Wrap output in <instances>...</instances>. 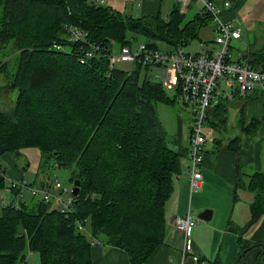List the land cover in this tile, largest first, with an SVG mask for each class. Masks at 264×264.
<instances>
[{
	"label": "trees",
	"instance_id": "1",
	"mask_svg": "<svg viewBox=\"0 0 264 264\" xmlns=\"http://www.w3.org/2000/svg\"><path fill=\"white\" fill-rule=\"evenodd\" d=\"M246 1L236 0L231 10ZM185 17L179 3L167 20L160 12L150 23L94 0H0V74L6 89L17 92L12 110H0V155L38 148L45 162L71 169L72 181L81 183L70 213L42 200L7 204L0 215V264H26L29 253H38L41 264H93L94 239L124 250L131 264H146L163 244L166 205L182 155L170 146L156 112L165 88L149 68L112 69L108 57L132 46L135 35L186 47L210 18L196 14L185 23ZM68 27L84 30L87 41L70 42ZM257 40L238 62L246 56L247 64L264 70V44L254 48ZM90 44L99 48L95 58H85ZM148 45L158 49L155 42ZM93 87L99 92L90 103ZM229 102L212 109L209 128L223 131ZM240 123L245 135L258 127L257 121L244 127L242 116ZM119 126L134 131L129 142L118 137ZM225 148L242 153L237 139ZM5 172L0 166V190H13ZM115 174L120 181L113 182ZM248 177L251 227L264 216V173ZM236 186H242L239 172Z\"/></svg>",
	"mask_w": 264,
	"mask_h": 264
},
{
	"label": "built area",
	"instance_id": "2",
	"mask_svg": "<svg viewBox=\"0 0 264 264\" xmlns=\"http://www.w3.org/2000/svg\"><path fill=\"white\" fill-rule=\"evenodd\" d=\"M179 1L182 3V12L187 11L192 3V0ZM196 1L200 6L199 16L210 18L216 24L212 39L217 47L214 51L187 53L184 50L185 47H177L173 51L166 52L141 43L137 50H134L133 46H127L108 57L112 69L123 63L139 64L149 68L151 76L156 79L154 70H162L160 78L163 86L168 90H173L175 101L190 112L191 135L188 148L190 161L188 174L191 178L192 191L200 190L202 184V164L205 146L208 142L205 129L212 109L221 100L233 101L235 98L247 97L256 89L264 90V70L232 60L231 43L233 40L241 39L244 33L243 28L235 24L237 13L231 10L233 3L226 1L219 6L213 0ZM94 2L104 4L105 0H94ZM68 32L70 42L83 43L87 41L88 34L84 30L68 27ZM90 45L92 51L88 52L85 58H95L99 49ZM8 187L14 191H20V194L26 189L30 190L34 197L43 196L42 201L45 203L61 205L62 213L72 212L73 190L69 202H65L64 195L70 190L64 188L58 180L43 179L40 187L28 186L22 181H10ZM173 225L183 237L181 264H184L187 259L196 264H205L196 251L193 236L196 222L190 212L185 216H176ZM79 229L88 233L83 226H80ZM92 243L93 245H102L95 239Z\"/></svg>",
	"mask_w": 264,
	"mask_h": 264
},
{
	"label": "crops",
	"instance_id": "3",
	"mask_svg": "<svg viewBox=\"0 0 264 264\" xmlns=\"http://www.w3.org/2000/svg\"><path fill=\"white\" fill-rule=\"evenodd\" d=\"M213 1L221 6L224 2L229 0ZM102 5L122 14L127 13L125 15H131L135 18L144 17L150 23L154 22L153 20L160 14V12L163 16H167L163 14L164 0H105V3ZM186 12L187 11L182 13L186 14ZM258 97L260 98L258 99ZM254 98H257V100L253 101ZM231 102L242 103V108L239 111L242 113L241 116L244 120V127H247L253 121H257L258 127L257 129H254L256 131L254 133L252 132V135H245L241 132L244 135H242L241 154L217 145L216 141L219 139L218 137L214 140L213 148L215 149V152L209 154L208 151L205 150L202 164V184L200 190L198 191L191 190V178L188 174L190 165L188 156L190 135L187 133L186 137L182 134L180 136H176L174 141L178 146L179 152L182 154L179 164L180 175L174 183V192L166 205L167 230L165 240L163 244L156 249L146 264H181L183 237L175 229L173 220L176 216H185L189 212L192 216V196L194 193L201 191L203 188L205 189L207 187H211L209 186V183H212L213 181L212 175H215V179H222L224 184L226 183L230 185L227 187L230 193H233V206L230 218L227 219L225 227L223 225L219 226L197 222L198 225L196 224L197 226L194 228L193 235L196 251L201 256V259L205 262V264H234L233 262L236 260L237 255L242 252V245H255V249L250 251L246 259H243L239 264H257V256L262 252V248L258 247V244L264 243V216L253 226L247 227L250 222L251 211L250 216L246 219L247 221H245L244 219L248 214L245 215L243 211L244 215L242 213L238 216V208L236 209V207L241 204L246 207L248 206L250 210V206L254 200V195L246 189L249 181L248 176H250V173H247V170L253 167V169L256 170L255 172H262L263 169L261 155L264 151L262 143V140L264 139V90L256 89L247 97L241 99L235 98ZM234 113L236 114L235 111ZM235 117H233V119H235ZM210 130L215 131L212 128H210ZM216 133L217 132L215 131V134ZM8 154L0 155V160H7V158H9ZM182 160H185V165ZM5 171L7 186L10 181L25 182L24 171L19 170L15 163H11L10 167L5 169ZM238 172L239 180L242 185L241 187L236 186L238 181ZM42 181L43 180H41L38 185H40ZM224 195L226 198H229V193L227 191ZM214 214L215 213L212 211V218L214 217ZM202 221L210 222L206 220ZM213 231L225 234V239L229 248L226 253L227 258L222 257L224 247L226 246L221 245L218 251L219 254L215 259H211L215 256V253L211 250V248H213V244L211 243L210 238ZM91 254L93 264H131L129 256L124 250L108 246L104 243H102V245H94L92 247ZM184 264L196 263L187 259Z\"/></svg>",
	"mask_w": 264,
	"mask_h": 264
},
{
	"label": "rangeland",
	"instance_id": "4",
	"mask_svg": "<svg viewBox=\"0 0 264 264\" xmlns=\"http://www.w3.org/2000/svg\"><path fill=\"white\" fill-rule=\"evenodd\" d=\"M232 1V3H236V0H229ZM179 0H164V9L163 14L167 16H163L164 20H167L169 17V13L171 10V6L174 3H179ZM182 4L181 2L179 3ZM182 6V5H181ZM200 6L199 3L196 0H192L191 6L188 8L186 12L185 17V23L191 21L194 16L199 12ZM237 11V19L235 21L236 25H240L243 30V37L238 40H233L231 43V53H232V60L233 61H239L240 54H244L247 52L249 48V44L255 42V38L257 37V44L254 46V48H260L264 44V0H247L244 4L240 5L236 8ZM127 14V13H125ZM138 17V16H136ZM155 25V23H154ZM216 24L213 21H207L206 24L203 25V27L200 29V33L198 37H195L193 40L188 41L187 46L184 48V50L187 53H202L207 51H214L217 49L216 45L212 43L213 36L215 34ZM137 39H133V48L134 50H137L141 43L149 44V43H156L157 47L161 51H173L174 47H172L168 43H164L163 41H152L149 40L150 38L143 37L141 35H135ZM128 37H132V34L129 33ZM116 52H119L118 48H116ZM14 53V52H13ZM14 57V54H13ZM17 59H14V62L12 61L13 67L16 64ZM242 63H245V60L242 61ZM117 67L130 71L133 69L134 65L132 63H123L120 65H117ZM163 71L160 69L154 70V75L157 76L156 80H159L161 82L160 76H162ZM7 80L4 75L0 74V110L10 112L13 108L14 100L17 98V92L13 90L6 89L7 88ZM165 88V87H164ZM94 91L89 99L90 103L94 102L95 99L98 97L99 89L96 87H93ZM77 92L76 90H72ZM165 93L162 98L158 99L156 102V112L157 115L162 123V126L167 132L168 140L170 143V146L174 149H178V147L173 144V141L176 139V136H180L181 134L186 137L187 133L190 134L191 132V115L190 112L186 109H183V107L175 101V93L173 90H168L165 88ZM260 97H258L259 99ZM241 99V98H240ZM257 100V98H254L253 101ZM174 101V102H173ZM229 107V121L227 125L215 134V131H211L210 128L205 129V134L207 136V144L205 146V150L208 151L209 154H212L215 152V149L213 148L214 140L217 139V145L220 147H226L230 146V141L233 139H237L242 144V137L244 136L241 133L240 128V119H241V112L239 111L242 108L241 102H229L227 103ZM264 108V105H263ZM236 112V114L234 113ZM236 115V117H235ZM235 117V119H233ZM118 130V137H122V139H125L126 142H129L131 140L130 135L132 134V129L130 130V127H127V131L124 132L123 130L119 128ZM131 132V134H130ZM254 133V131H253ZM253 133H250L249 135H252ZM243 135V136H242ZM262 140V139H261ZM263 146H264V139L262 140ZM238 145L237 143H234V146ZM9 158L7 160L1 159V165L3 168L7 169L10 167L11 163H15L16 167L19 170L24 171V178L25 183L28 184V186H36L40 187L38 185L41 180L46 178H51L52 180H58L60 184L64 187L70 190V192L66 193L64 195V201L69 202V199L72 196V190L74 188V182L72 181L73 173L71 169H65L61 168L56 165L54 160L46 161L43 158V154L38 148H24L20 150V152L16 153H9ZM262 163H263V169L262 173H264V151L261 155ZM183 164L185 165V160H182ZM187 168V167H186ZM256 170L250 168L247 170V173H250L249 175L256 173ZM246 173V171H245ZM179 172L174 175V183L179 177ZM122 175L115 174L113 178V182L118 180H121ZM213 181L212 183H209L211 187L203 188L201 191L196 192L193 194L191 203H192V217L195 220L196 224L199 223H205V224H211V225H223L226 226L227 219L230 218L231 209L233 206V193H230L227 186H230L229 184H224V181L222 179H215V175H212ZM229 193V198H226L224 193ZM58 193V192H57ZM56 193V194H57ZM43 196L40 197H34L32 192L30 190H24L22 194L19 196H16L13 190L6 189V190H0V215L2 214L3 208L10 204L11 202L15 201L17 205L19 204H30L33 199L35 200H42ZM96 198V196H94ZM52 208L54 210L62 211V206L59 204L53 203ZM238 208V209H237ZM236 209L238 210V216H240L243 211L246 214H248L245 217L248 219L250 216V210L248 206L239 204ZM210 210L213 211L214 217L210 222H205L199 219V214L203 211ZM243 213V215H244ZM227 217V218H226ZM166 218V217H165ZM239 223V222H238ZM198 225V224H197ZM196 225V226H197ZM196 228V227H195ZM166 230H167V221H166ZM89 236L90 234L87 233ZM211 243L213 244V253H215V256H213L211 259H215L216 256L219 254V247L221 245H225L224 252L222 253L223 258H227V251H228V245L225 239V234H220L218 232L213 231L212 235L210 236ZM226 242V244H225ZM217 249V250H216ZM238 256V255H237ZM235 261V260H234ZM26 264H41V258L38 253H29L26 260ZM234 263V262H233ZM24 264V263H22Z\"/></svg>",
	"mask_w": 264,
	"mask_h": 264
},
{
	"label": "water",
	"instance_id": "5",
	"mask_svg": "<svg viewBox=\"0 0 264 264\" xmlns=\"http://www.w3.org/2000/svg\"><path fill=\"white\" fill-rule=\"evenodd\" d=\"M244 60H246V56H244L243 58ZM80 181L77 180L74 182V188H73V196L77 197L80 193ZM199 218L201 220H206V221H210L212 218V211L210 210H206L203 213H201L199 215ZM258 247L262 248V252L257 256V264H264L263 261V257H264V243H260L258 244ZM253 249H255V245L249 246L248 248L244 249L236 258V260L234 261V264H239L243 258H245L246 254H248L250 251H252ZM246 259V258H245Z\"/></svg>",
	"mask_w": 264,
	"mask_h": 264
}]
</instances>
